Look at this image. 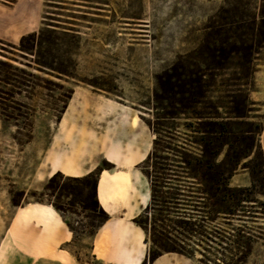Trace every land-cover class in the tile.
Returning a JSON list of instances; mask_svg holds the SVG:
<instances>
[{
    "label": "rangeland",
    "instance_id": "1",
    "mask_svg": "<svg viewBox=\"0 0 264 264\" xmlns=\"http://www.w3.org/2000/svg\"><path fill=\"white\" fill-rule=\"evenodd\" d=\"M21 1L27 2L22 9L14 5L16 0H0V61L25 73L0 66V74H8L12 80L0 83V242L18 211L1 246L0 264H10L14 256V234L19 223L32 221L19 217V209L30 205L59 209L57 213L53 208L75 237L66 250L81 264H124L127 249L136 251L134 234H130V242L122 235L113 241L106 234L97 248L98 260L92 261L89 254L92 237L108 215H114L105 212L97 201L100 173L130 170L134 174L135 169L148 184L143 173H152V165H183L171 151L157 154L169 159L166 162L155 157L144 162L152 151L156 131L161 135L160 146L169 145L174 150L186 144L197 152L188 147L192 134L183 126L191 122L190 111L178 104L182 96L187 97L181 93L184 84L196 75H205L202 81L209 101L231 108L234 102L239 104L247 98L244 112H249L244 121L263 126L264 111L258 106L264 102H253L251 94L264 92V76L260 74L264 72V0ZM31 4L42 10L41 25L34 32L55 31L53 46L50 50L42 46L36 57L24 55L18 48L20 31L35 26V21L22 20L23 16L31 17ZM63 30L68 34L63 35ZM36 61L61 65L68 77L57 79L55 74L41 73ZM169 85L174 90L171 96L166 92ZM225 112L218 111L221 117ZM166 114L174 118L162 120ZM133 116L139 121L134 133H142L138 141L144 143L145 158L130 168L122 163L117 166L116 161H122L126 154L119 145L128 142L124 134ZM55 158L93 167L90 173L97 180L96 200L91 182L75 180L84 176L73 178L59 173L61 176L50 186L53 189L46 190L51 179L46 175L50 166L53 170ZM242 165H260L264 170V158L250 157ZM138 175L135 186L141 197L147 187L138 181ZM257 180L259 186L263 180L261 176ZM250 181L248 171L238 169L230 187L249 188ZM257 190L259 204L245 203L239 218L220 216L212 220L204 197L191 201L184 198L177 206L181 216L178 223H173L177 219L173 214L160 218L170 227L168 237L162 232V243L190 253H165L166 258L173 259L169 264H264V197L260 194L264 193V184ZM145 195L146 205L134 218L148 206L150 195ZM152 216L150 213L143 221L150 222ZM37 224L53 235L54 228ZM130 225L143 239L141 229L132 221ZM238 233L252 235L250 254L243 261L239 259L241 249L231 242ZM141 248L145 251L146 244ZM150 248L148 242L139 264H150ZM35 250L46 256L54 248L42 243Z\"/></svg>",
    "mask_w": 264,
    "mask_h": 264
},
{
    "label": "trees",
    "instance_id": "2",
    "mask_svg": "<svg viewBox=\"0 0 264 264\" xmlns=\"http://www.w3.org/2000/svg\"><path fill=\"white\" fill-rule=\"evenodd\" d=\"M264 18V15H262ZM54 30H40L38 33H29L24 35L19 40V51L24 55L36 57L37 51H41L45 46L50 50L54 44ZM66 30L62 34L67 35ZM46 34V36H45ZM257 46V45H255ZM258 48H262L258 46ZM252 50V47L250 48ZM254 50V44H253ZM250 62V59H249ZM39 72L46 75H53L57 79L68 77V73L61 66L54 67L48 63L35 62ZM0 66L19 72L25 75L24 71L19 70L11 65H7L0 61ZM175 70V66L172 71ZM199 75L190 77L184 84L181 90L182 96L178 104L183 106L184 109L190 111V123L183 126L190 129L192 134V141L188 147H192L197 152L187 148V145L176 146L171 149L167 146H160V133L156 131L157 138L153 142V148L144 162L151 160L155 157L157 160L166 162L169 159L166 157L158 156L157 154H167L168 151L174 152L180 159L183 165H152L153 172L143 173L144 177L148 180L150 200L148 206L143 212L133 219V223L139 227L144 235L145 241L151 242V248L147 255L148 262L153 263L158 257L165 253H175L184 256H190V253L182 247L165 246L161 241L163 233L170 235L167 225H164V215H175V223H178V218L181 217L178 212V207L187 198L189 201L195 198L204 197L208 201V209L212 215V220L217 217L222 218H239V213L242 212L245 203H252L253 205L259 204L256 199L258 187L264 184V170L260 169V165H242V162L250 157L253 159L257 156H263L262 150L258 143V136L262 130L261 124L244 121L247 119L249 111L244 112V108L248 109V99L245 98L241 103H235L234 106L229 108L224 105L214 104L206 97L208 91L205 84H203V77ZM215 76V75H214ZM212 77V76H211ZM12 80L8 74H0V83L9 84ZM18 83V82H17ZM22 85V83H18ZM172 85L166 88V92L171 96L174 94ZM235 100V97H230ZM169 99H173L170 97ZM199 108V109H198ZM219 110H225V117H221L218 113ZM170 114L161 117L162 120L172 119ZM158 119V122L161 120ZM161 125V124H160ZM162 126V125H161ZM161 148V149H159ZM223 159L219 160L221 155ZM262 166V165H261ZM178 169V170H176ZM238 169H245L250 175V187H230V181L237 173ZM61 175L59 173L53 175L49 180L46 190H52L50 187L54 181ZM261 176L262 183L258 186L260 181L257 180ZM80 180L83 183L89 184L93 189V199L96 200V177L93 173L82 177ZM260 194L264 197V193ZM195 206V205H194ZM193 206V208H195ZM58 213V208L52 206ZM150 222L145 223L144 217L150 215ZM188 218L191 213H188ZM166 221L171 222L169 219ZM159 223L161 225H159ZM185 224L192 226L189 221ZM236 244L237 249H241L239 257L243 261L250 254V243L252 242V235L244 237L239 234L231 241ZM245 250V251H244Z\"/></svg>",
    "mask_w": 264,
    "mask_h": 264
},
{
    "label": "crops",
    "instance_id": "3",
    "mask_svg": "<svg viewBox=\"0 0 264 264\" xmlns=\"http://www.w3.org/2000/svg\"><path fill=\"white\" fill-rule=\"evenodd\" d=\"M24 3L27 2L22 3L21 0H16V3L14 5L15 6L20 5L22 9ZM30 10H31V17L26 18V16H23L22 20L25 18L27 22L35 21V26L32 27V29H26L20 31L18 39H20L22 36L26 34L34 32L38 28V26L41 25L42 10H40V7L37 4H31ZM0 39H3L1 35H0ZM256 74H258V72H256ZM260 74L264 76V72H260ZM251 96H252L251 98H253L252 99L253 102H264V92L262 91L252 92ZM258 107L264 111V105ZM131 120H133V118ZM138 127H139V121L137 126L133 130H130L127 132V134H124V136L128 137V142L126 141L127 143L126 142L122 143L119 146L121 151L125 152L126 154L122 158V161H116L117 166L120 165L121 163L125 164L126 166L129 165V167L130 165L134 166L141 162L140 160H137L139 157L143 156L145 158L144 143L142 141H138V139L142 137V133L139 134L134 133ZM130 134H131L132 142H130ZM258 142L264 154V124L262 126V130ZM55 166L61 170L60 173L64 174L67 177H73V178L85 176L90 172H92L93 170V167H90L89 165H78L77 162L69 158H64V159L55 158L53 162V168ZM51 169L52 166L49 167L46 178L50 177ZM63 170L67 171L68 174H65ZM133 172L135 174V176L133 174L134 177L133 181L136 184L137 179L135 177L138 174L136 173L135 169ZM102 173L104 172H101L100 174ZM137 178L138 181L144 184V187L145 186L147 187L141 192V197L145 196V194L150 195V192L148 190V184L146 181H144V178L141 175H138ZM137 191L139 192L138 189ZM44 207L48 208L49 206H44ZM111 207H113L112 210L113 212L109 214H114V215H108L109 218L106 221V223L103 225L100 231H98L92 237V243L90 245V250H89L90 257L92 261L98 260L99 257L97 253V248L98 246H100L101 241L105 238L106 234H109L110 239L113 241L118 240L122 235L124 241L126 242H130V234H134L136 251L130 252V250L127 249L126 257L124 259V264H139L144 259L147 251L148 242L145 241V235L141 230L143 233V239H140V235L138 231L133 229V227L130 225V222L133 221V219L130 220V218H126L124 206H121L119 209L117 208L114 209L116 207L115 205L114 206L111 205ZM25 208L19 209V217L30 219L32 221L22 220L23 222L21 221L19 223L18 229L14 234L15 252L13 258H11L10 260V264H81L77 257H75L68 250H66V247H68L72 243V241H74L75 237L74 234L72 232H69L65 227L62 217L60 215L58 216L55 213V217L50 218L49 223H45L44 221L38 219V214L36 213H32L30 217H24L20 212ZM17 212L15 213L13 219L11 220L10 225L8 226V228L4 233V236L0 242V249L3 242L7 239L11 231L13 222L16 218V215L18 214ZM123 218L124 220H129V221H121V219L123 220ZM36 222L41 224H46V226L49 225L51 230L54 228V231L52 230L53 235H49L48 230H46L45 227H42V225H38ZM113 225H115V227H113ZM133 225L135 226L134 223ZM106 228H110V230ZM42 243H45L47 246L49 247L52 246L54 248L52 254L47 253L44 254L46 256H42L41 253L40 255L35 250V248L40 246ZM142 244H146L145 251H143L141 248ZM110 252H112V249L110 250ZM169 254L175 255L172 253ZM167 255L168 254H164L158 257L151 264H169L170 261L172 262L173 259L166 258ZM109 256L110 255L106 254V257ZM107 264H115V263H107Z\"/></svg>",
    "mask_w": 264,
    "mask_h": 264
},
{
    "label": "bare ground",
    "instance_id": "4",
    "mask_svg": "<svg viewBox=\"0 0 264 264\" xmlns=\"http://www.w3.org/2000/svg\"><path fill=\"white\" fill-rule=\"evenodd\" d=\"M132 118L133 120L128 123L129 131L133 130L138 124L137 116H133ZM122 122L126 124V119L124 117L122 118ZM143 159L144 157L142 156L137 160L143 161ZM60 172L61 170L55 166L53 170H51L50 176L52 177L55 173ZM63 172L68 174L65 170H63ZM133 179L134 177L133 174L130 173V170H115L111 173L104 172L100 174L97 181V201L101 208L107 213H112L113 207H111V205L116 206L114 209H119L121 206H124L126 218H132L144 208L148 200L147 196L140 197L138 195ZM20 213L24 217H30L32 213H36L38 214L39 220L49 223L50 218H54L56 212L51 207L47 208L40 205H30L24 210H21Z\"/></svg>",
    "mask_w": 264,
    "mask_h": 264
}]
</instances>
